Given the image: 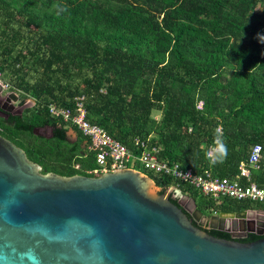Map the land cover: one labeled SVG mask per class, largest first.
<instances>
[{
	"label": "trees",
	"instance_id": "trees-1",
	"mask_svg": "<svg viewBox=\"0 0 264 264\" xmlns=\"http://www.w3.org/2000/svg\"><path fill=\"white\" fill-rule=\"evenodd\" d=\"M38 4L51 9L39 16L35 12ZM255 4L259 11H253ZM8 5L9 0H0V9L2 6L10 12ZM14 12V17L24 18L26 27L39 29L43 21L50 23L39 34V45L35 46L45 50L39 57L44 70L58 66L66 69L68 65L94 70V77L83 79L88 99L82 91L73 96L83 94L85 118L128 148L133 146L126 137L148 138L150 144L161 146L160 158L197 172L210 169L214 176L227 178L234 177L254 143L261 146L264 162V128L239 115L248 107L264 108V0H18ZM20 56L14 58L17 66ZM227 66L232 79L226 81L227 88H221L222 92H230L231 81L239 77H244L247 84L239 91L236 107L230 109L231 115L222 125L207 114L216 110L219 97L207 99L202 93L218 82L221 70ZM37 81L41 82L17 86L21 94L34 99L51 94L52 88L43 82L48 80ZM73 96L67 103H55L70 108ZM198 100L202 102L201 109L195 107ZM48 103L54 102L43 101L33 118H40L37 126L50 124V139L63 142L66 128L48 114ZM152 111L158 112L157 119L152 117ZM11 117L29 126L28 130L13 129L1 118L0 123L13 131L32 133L34 123L20 115ZM217 124L228 155L213 165L200 145L211 141ZM153 130L155 134L147 137ZM76 136L82 142L80 135ZM84 158L94 166L90 153ZM144 173L160 189L167 188L166 179ZM253 176L258 183L264 178L261 173ZM179 188L189 194L205 219L213 211L264 210V203L226 197L215 202L192 187ZM177 203L176 199L174 204ZM192 222L203 230L227 233L207 227L206 220Z\"/></svg>",
	"mask_w": 264,
	"mask_h": 264
},
{
	"label": "water",
	"instance_id": "water-1",
	"mask_svg": "<svg viewBox=\"0 0 264 264\" xmlns=\"http://www.w3.org/2000/svg\"><path fill=\"white\" fill-rule=\"evenodd\" d=\"M0 117L13 129L29 128ZM153 184L131 168L42 173L0 135V264H264V229L228 239L229 222L245 211L211 216L224 227H207L227 233L203 230L192 222L201 213L191 198L188 207L172 188Z\"/></svg>",
	"mask_w": 264,
	"mask_h": 264
},
{
	"label": "rangeland",
	"instance_id": "rangeland-1",
	"mask_svg": "<svg viewBox=\"0 0 264 264\" xmlns=\"http://www.w3.org/2000/svg\"><path fill=\"white\" fill-rule=\"evenodd\" d=\"M9 1L11 4L8 5V7H10V12L6 11L2 6L0 9V67L3 68L0 70V94L12 92L17 95V101L11 103L16 109L20 110L22 119L34 123V127H37L40 118L35 120L33 114L40 109V104L43 101L67 103L74 94L81 91L86 94V98L88 99L89 95L84 87L83 79L94 77V70L87 66H83L79 69L74 65H68L66 69L58 66V68L51 67L50 70H44L42 60H39V57L45 54V50H43L41 46H39V49H35V46L39 45V34H41L50 23L43 21L39 29L33 26H24V18L18 15L14 17V15H16L14 9L18 5V0ZM50 9L51 8L47 9L40 5L35 9V12L41 16L43 11L49 12ZM259 9V5L255 4L253 11H259ZM8 13H13V15L10 16ZM28 51H33L35 54L30 55ZM20 55H23V57ZM16 56H20L18 66L14 62ZM98 70L99 68H96V71ZM229 71V66L223 68L220 72V78L217 80L218 82L213 86H208L202 93V96L207 99L215 96L219 97L216 110L207 114L211 119L217 118L222 125L225 119L231 115L230 109L236 107L239 91L245 89L247 84L244 77H239L237 80L231 81L233 86L230 92H222L221 88H227L226 81L232 79ZM37 80H48L43 82L50 85L52 88L51 94L46 96L41 95L36 99L27 94H21V90L17 84L23 86L24 84L41 82ZM174 88V90H177V87L174 86ZM39 115L40 117H44L42 112H40ZM151 115L157 119L159 114L157 111H152ZM239 115L242 120L248 119L254 121L258 127L264 128V108L255 109L253 107H248V109L242 110ZM243 125H245V123ZM142 133H144V131H142L141 134ZM44 134L47 135V133ZM154 134V130L149 131L147 137H149V135L153 136ZM0 135L21 148L27 159L39 165V171L42 173L53 172L58 175H67V173H69L70 175L81 174L97 176L84 172L94 166L84 161L86 159L84 158L87 153L86 149L82 142H78V140L74 138V133L69 130H66L67 138L62 142L50 139L49 135L43 136L36 133L13 131L8 126L0 123ZM78 138L80 140L83 139L81 137ZM136 138L138 137H126V142H131ZM86 164L89 166H85ZM152 187L154 189H160L155 184H153ZM167 188H170V186ZM189 198L190 196L187 192L181 191V194H178V199L181 204L188 206ZM189 210L191 211V208ZM246 210L248 211L250 209ZM212 215L215 214L211 213L206 219L203 217H200V219L201 221L206 220L207 226H217L218 224L224 223V220L212 218ZM233 223H235V220L230 221L229 225Z\"/></svg>",
	"mask_w": 264,
	"mask_h": 264
},
{
	"label": "built area",
	"instance_id": "built-area-1",
	"mask_svg": "<svg viewBox=\"0 0 264 264\" xmlns=\"http://www.w3.org/2000/svg\"><path fill=\"white\" fill-rule=\"evenodd\" d=\"M84 100L85 96L78 94L72 98L70 108L48 103L47 109L50 116L64 123L66 130L83 138L82 144L94 160V167L86 170V174L98 175L115 169L131 168L143 173L148 172L159 179H166L167 187L170 186L177 194H181L180 186L183 188L189 186L215 202L226 197L264 203V178L258 183L253 176V173L264 175V162L261 161L259 144L254 143L250 146L246 160L238 164L237 173L232 178L214 176L210 169L197 172L190 167H182L178 162L160 158L161 146L150 144L148 138H136L132 141L133 148H128L102 127L85 118ZM201 106L202 102L198 100L195 104L196 109H201ZM190 129L188 126L186 131L189 132ZM217 129L222 132L221 126L217 124L214 136ZM214 136L209 143L200 145L205 153L213 145Z\"/></svg>",
	"mask_w": 264,
	"mask_h": 264
},
{
	"label": "flooded vegetation",
	"instance_id": "flooded-vegetation-1",
	"mask_svg": "<svg viewBox=\"0 0 264 264\" xmlns=\"http://www.w3.org/2000/svg\"><path fill=\"white\" fill-rule=\"evenodd\" d=\"M8 93L0 94V111L4 112L5 114L9 116H16L20 115V110L16 109L15 106L11 102V99L7 97ZM18 99V96H17ZM1 118V117H0ZM2 119V118H1ZM37 128H41L42 133H47L49 137L52 135V127L50 124H43L37 126ZM67 138V137H66ZM74 138L77 140V136L75 135ZM245 211L244 214L240 215L239 218L234 219L235 223L229 225V234L231 238L233 239H239L244 233H254L252 231H262L264 229V210L255 208L253 210H240V211H234V212H241ZM190 216V213L187 214ZM202 217V216H201ZM193 220V219H192ZM196 223H202L201 219L199 218L198 221L193 220ZM217 226L224 227V224H218ZM247 230H250L247 232ZM255 234V233H254Z\"/></svg>",
	"mask_w": 264,
	"mask_h": 264
},
{
	"label": "clouds",
	"instance_id": "clouds-1",
	"mask_svg": "<svg viewBox=\"0 0 264 264\" xmlns=\"http://www.w3.org/2000/svg\"><path fill=\"white\" fill-rule=\"evenodd\" d=\"M206 158L208 159L209 163L215 165L217 163L223 162L224 159L227 158L228 149L227 145L224 142L222 132L217 129L216 134L214 136L213 145L209 148V150L205 153ZM29 259L34 260L35 257L29 255Z\"/></svg>",
	"mask_w": 264,
	"mask_h": 264
},
{
	"label": "crops",
	"instance_id": "crops-1",
	"mask_svg": "<svg viewBox=\"0 0 264 264\" xmlns=\"http://www.w3.org/2000/svg\"><path fill=\"white\" fill-rule=\"evenodd\" d=\"M74 136H75V134H74Z\"/></svg>",
	"mask_w": 264,
	"mask_h": 264
}]
</instances>
